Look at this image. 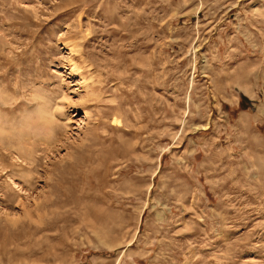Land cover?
I'll return each instance as SVG.
<instances>
[{
    "label": "rangeland",
    "instance_id": "374dc122",
    "mask_svg": "<svg viewBox=\"0 0 264 264\" xmlns=\"http://www.w3.org/2000/svg\"><path fill=\"white\" fill-rule=\"evenodd\" d=\"M0 264H264V0H0Z\"/></svg>",
    "mask_w": 264,
    "mask_h": 264
},
{
    "label": "trees",
    "instance_id": "16d2710c",
    "mask_svg": "<svg viewBox=\"0 0 264 264\" xmlns=\"http://www.w3.org/2000/svg\"><path fill=\"white\" fill-rule=\"evenodd\" d=\"M243 100H245V101H247V102L245 103V105H241V104H240V108H241V109H245V108H247V107L249 106V103H250L245 97H244Z\"/></svg>",
    "mask_w": 264,
    "mask_h": 264
},
{
    "label": "bare ground",
    "instance_id": "6f19581e",
    "mask_svg": "<svg viewBox=\"0 0 264 264\" xmlns=\"http://www.w3.org/2000/svg\"><path fill=\"white\" fill-rule=\"evenodd\" d=\"M38 107H40V106H37V108H38ZM41 107H42V105H41ZM45 108H46V106H45ZM42 109H43V107H42ZM35 113H36V112H35ZM35 113H34V114H35ZM36 114L38 115V113H36ZM41 115H42V114H41ZM43 116H44V115H43ZM46 118H47V117H46ZM48 118H49V117H48ZM48 118H47V119H48ZM43 119H44V118H43ZM45 120H46V119H44V121H45ZM41 121H42V119H41ZM44 121H43V122H44ZM46 122H48V121H46ZM47 124H49V123H46L45 125H47ZM45 125H43V126H45ZM38 126H39V125H38Z\"/></svg>",
    "mask_w": 264,
    "mask_h": 264
}]
</instances>
